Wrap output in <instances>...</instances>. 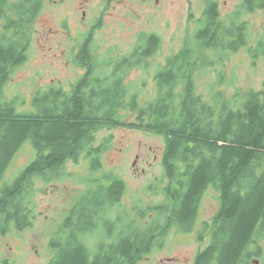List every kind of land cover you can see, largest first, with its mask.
Returning a JSON list of instances; mask_svg holds the SVG:
<instances>
[{
    "label": "trees",
    "instance_id": "1",
    "mask_svg": "<svg viewBox=\"0 0 264 264\" xmlns=\"http://www.w3.org/2000/svg\"><path fill=\"white\" fill-rule=\"evenodd\" d=\"M45 1L50 0H0V169L6 166L11 151L26 141L36 150L43 147L58 150V158H63L68 149L78 154L85 148L88 164L96 166L106 145L92 146L94 135L86 138L87 128L91 126L93 134L98 127L111 129L118 126L159 134L164 140L160 164L165 174H171L170 180L189 182V186H183L188 188L187 192L166 194L173 198L175 207L182 202L179 212L184 213L185 209V213L191 212L193 201L199 199L200 190L206 184L225 189L221 211L222 238L216 254L220 256L218 264H239L247 244L250 241L258 243V239L264 236V80L258 89L234 87L235 92L228 97L223 90H212L210 94L199 92L193 78L195 73L208 66L215 72L214 66L202 56L207 51L218 53L229 49V53H234L246 49L247 54H252L260 49L262 42L259 38L254 40V45L249 44L250 21L246 15L256 9H264V0H242L224 16L217 0H203L205 7L198 19L200 28L195 34V42L185 45L178 51V56L168 60L170 80L166 79L163 71L159 72L155 77L158 90L141 104L132 92L129 105H117L118 101L116 104L111 101L85 111L77 99L74 106L58 107L53 103L44 106L35 94V111L24 113L14 107L16 98L5 101L4 87L10 81L12 69L27 60L33 24ZM159 39L155 34L142 35V55L146 56L158 48ZM194 52L195 56L191 57ZM178 85L181 87L179 91L176 90ZM123 95L120 91L111 92L110 100ZM51 99L54 100V95ZM130 114L133 116L129 118ZM101 119L104 122L97 126L94 121ZM127 119L133 121H125ZM40 158L41 154H38L30 166L15 176L13 184L0 194L1 226L7 223L10 198L31 197V183L37 175L35 166ZM179 165L182 167H176ZM108 180H112L109 195L112 196L119 188L120 193L116 196L122 197L125 192L123 180L112 177ZM112 201L110 199L104 204ZM16 204L15 211L20 212L21 201ZM89 205L84 199L79 200L81 220L87 221L88 213L80 208H88ZM93 208L100 210L97 206ZM148 213L150 211L145 208L136 210L141 217L140 223L129 212L126 213V223L117 241L110 245L108 251L94 253L92 258L91 249L82 240L86 231L78 230L77 240L73 237L60 251L51 247L53 255L47 264H138L150 251L152 225L151 220L145 218ZM254 247L258 250L257 244ZM209 253L206 251L203 257H197L201 259L198 264H206L205 258Z\"/></svg>",
    "mask_w": 264,
    "mask_h": 264
},
{
    "label": "rangeland",
    "instance_id": "2",
    "mask_svg": "<svg viewBox=\"0 0 264 264\" xmlns=\"http://www.w3.org/2000/svg\"><path fill=\"white\" fill-rule=\"evenodd\" d=\"M80 1L50 0L44 2L40 14L33 24L32 44L27 51V60L12 69L10 81L4 87L5 101H12L16 98L14 107L17 110L24 113L34 112L33 99L29 100V96L35 90L40 89L39 84L46 85V82H49L51 78L59 79L61 77L60 72L65 74L72 71L70 66H65L61 62L62 53L60 52L69 48L75 41H85L89 37V35L83 37L80 33V37L72 38L78 32L88 30L91 17L97 13V8L94 6L96 1L88 2L83 7L86 11V18L82 20ZM217 1L223 16L230 11L232 12L242 2V0ZM204 7L205 2L203 0H115L113 4L104 3L102 8L104 14L99 16L101 18L100 27L93 32L89 46L98 53L103 51L128 52L130 49L132 51L134 43L139 40L140 36L142 40V35L155 34L163 42L161 51L178 52L185 45L190 46V43L195 42V34L200 28L198 19ZM246 17L250 21L249 44L254 45V40L259 38L262 46L258 51H253L254 48L250 49L251 52L253 51L252 54L248 53L250 56L246 49V53L244 50L229 53V49H226L218 51V53L207 51L202 54L203 58L208 60L211 66H214L215 72H212L208 66L194 74L193 80L197 89L200 90L199 92L210 94L212 90H223L228 97H231L237 87L243 89L260 88L264 80V54L262 52L264 51V36L261 37L264 34V9H256L254 13L246 15ZM219 53L222 55L225 53V55L220 59L221 54ZM194 56L195 52L191 57ZM145 63V66H141L137 70L142 80L140 92L143 93H140L138 98L139 104L153 97L155 93L147 76L155 68V62L153 63L151 60L149 65L148 60H146ZM143 83L145 84L143 85ZM101 144L106 145L100 156V163L104 165L102 168L104 174L119 176L125 183V192L122 194L121 200L115 205H110V213L106 212V219L108 223L118 222L122 229L126 223V213L129 212L140 223L141 217L136 214V210L145 208L151 211L154 202L151 194L155 187L150 189L155 185V177L158 176L157 179H161L162 176L160 157L164 140L161 135L146 130L118 126L94 134L92 146ZM32 148L28 141L23 142L17 152L10 156L12 160L9 157L6 166L0 169V194L13 184L15 176L23 169ZM136 154H140L138 165L145 167L147 173L139 175L133 173L134 169L131 164ZM154 154L159 156L156 164H153L152 160ZM85 156L77 157L78 171L84 164L88 163ZM147 162L152 163V165L147 166ZM79 173L85 174V172ZM97 173L94 172V174ZM62 180V182L53 183L43 191L40 188L41 180L37 176L32 179L33 192L29 200L35 205L34 210H32L31 225L20 235L25 240L21 249L24 253L21 264H47L53 255V251L47 247L46 242L49 235L52 234L56 198L61 196L62 200H67L74 192L71 191L70 186H75L70 183L68 175L63 176ZM81 186L79 183L76 187V194L81 191ZM208 198L211 196L208 197L207 195V201ZM18 199L16 198L13 205H17ZM209 203L205 204L206 209L201 213L202 216L208 215L211 208ZM116 207L119 208L118 211ZM45 215L49 218L46 221ZM149 217L150 213L145 216L146 220ZM106 227L108 225L104 227L105 235L101 232H95L96 238L102 240L103 237L105 239L107 233L113 234L114 240L112 241H117L120 230L107 229L105 232ZM261 237L258 239V243L253 242L250 246L249 251L253 250V253L249 258L251 261L246 264H255L256 261L257 264H264V236ZM167 240L170 241L169 247L163 250L155 248L156 250L149 251L143 255L138 264H155L157 259L163 256L179 258L185 256L189 259L193 257V243H186L182 240L179 242L173 233L168 235ZM6 241H8L11 249L7 245L3 246V249L7 252L16 253L17 249L14 243L20 241L10 237L6 238ZM93 242L87 243L92 251L96 250ZM254 244L255 246L257 244L258 250Z\"/></svg>",
    "mask_w": 264,
    "mask_h": 264
},
{
    "label": "flooded vegetation",
    "instance_id": "3",
    "mask_svg": "<svg viewBox=\"0 0 264 264\" xmlns=\"http://www.w3.org/2000/svg\"><path fill=\"white\" fill-rule=\"evenodd\" d=\"M92 1H96L94 6L97 8V13L94 17H91L89 24L90 28L83 32H78L72 38L80 37V33H82L83 37L88 35L89 37H87L85 41H75L69 48L60 52L62 53L60 56L61 62L65 66H70L72 71L65 74L60 72L61 77L59 79L51 78L49 82H46V85L39 84L40 89L32 92V97L29 96V100H31V98L33 99L36 94L44 106L47 105V103H53L58 107H64L66 105L74 106V101L77 99L81 102L85 111L92 110L93 106L106 105L111 101L114 104L118 101L117 105H129L130 94H132V92H134V98L138 102L142 80L137 70H139L141 66H145L146 60H148L149 65L151 64V60L153 63L155 62V68L147 75L148 81H150L151 85L154 87V91L158 90L155 77L159 72L163 71V75L166 74V79L170 80L171 68L168 65V60H172L174 56H178V52L161 51L163 43L161 39H159L160 45L158 48L149 52L146 56L142 55L143 51L140 37L139 40L134 43L132 51L130 49L128 52L103 51L102 53H98L89 46V40L92 39L93 32L100 27L101 18H99V16L104 14L102 11L104 3L113 4L115 0H81L79 4L81 7L82 20L86 18V11L83 7L86 6L88 2ZM50 82L52 84H49ZM171 82H173V78ZM193 82L195 85L194 80ZM180 85L176 87V90H181ZM116 91L124 93L123 97L110 100V93ZM52 95H54V100L51 99ZM132 116L133 114H130L129 118ZM127 121L131 120L127 119ZM94 122L98 126L99 123L104 122V120L101 119ZM92 127L93 126L87 128L86 138L89 136L93 137L98 131L107 129V127H98L93 134V132H90ZM16 152L17 149L12 150L9 155L12 156ZM51 152H53V154H51ZM57 153L58 150L49 147H43L39 150L32 148L26 161L27 164L25 163L23 167L24 169L30 166L37 158L38 154H41L40 161L35 166V172L37 173L36 176L38 179L41 180L40 188L43 189V191L55 182H62L63 176L66 177L67 175L70 177V183L75 185L70 186L71 191L74 192L67 200H62L61 196L56 198L57 203L55 202L56 206L54 207V223L51 228L52 234L49 235L46 242L47 247L50 250L51 247H53L54 251H60L63 245L70 242L73 237L77 240L78 230L85 229L86 234L82 235L83 242L87 246L89 241H94L93 244L96 246L97 250L92 251L91 249V258L92 256L94 257V253H105L114 242L112 241L114 240L113 234L109 235L106 233V238L104 239L102 237V240H99L96 238L95 232H101L105 235L104 227L107 225L108 227L105 228V232L107 229L112 231L120 230L121 232V227L118 222L108 223L106 219V212L110 213V205H115L121 200V196H116L120 192L119 188L117 191L113 192L112 196L109 195L108 188L112 184V180H108V178H121L114 174H104L102 169L104 165H101V163L96 166L86 163L81 170L78 171L76 163L77 155L85 156L86 153H88L85 148L78 154L76 151L68 149L63 158H58ZM139 158L140 154H136L133 161L134 164H131L135 175L148 172L145 167H140L138 165ZM158 158L159 156L157 154L153 155V164L158 162ZM151 165L152 163L147 162V166ZM161 167V179H157L158 176L155 177V185L150 189L152 190L155 187L151 194V198L154 199V202L149 217L152 225L150 251L156 250L155 248H161L163 250L169 247L170 241L167 240V237L170 233H173L174 237H176L179 242L182 240L186 243H193L192 250L194 254L191 259L185 256H180V258L163 256L158 258L155 264H198L201 260L198 258L201 256L203 257L202 254L206 251H210V253L206 256L205 263L207 264L210 262V264H218V257L220 258V256L216 254V250L222 238L221 211L224 205L222 203V195L225 193V189L221 190L213 186V184H206L207 186L200 190L199 199L193 201L191 212L185 213V209L184 213H181L179 209L182 207V202L175 207L173 198H168L166 194L172 192L179 193L180 191L187 192L188 188H183V186H189V182L170 180L171 174L169 176L165 174L163 165H161ZM176 167L182 166L179 165ZM79 172H85V174ZM94 172L98 173L94 174ZM79 183L82 185L80 187L81 191L76 194V187H78ZM168 186H173V188L169 189ZM233 191L236 190L234 189ZM207 195L208 197L209 195L211 196V198H208V201ZM81 198L90 204L88 208H86V206L80 208L81 211H87V221L79 218V200ZM110 199L114 200L111 204H104ZM9 200L11 202L9 206L11 210L9 209L7 213V223L5 226L0 225V264H21L24 258V253L21 249L25 240L20 235L31 225V220L33 219L32 210H34L35 204L32 203L29 198L22 196L18 199L22 203L21 210L17 212L15 211L17 205H13L16 197H12ZM208 203L211 205L210 211L207 216H202L201 213L206 209ZM94 206H97L100 210L93 208ZM174 208L177 209V211H174ZM118 209L119 208L116 207L117 211ZM48 219V216L45 215V221ZM8 237L20 241L19 243H14L17 249L16 253L7 252L3 249L5 245L11 249L8 241L5 242V239ZM173 242L172 239V244ZM252 243L253 241H250L247 244L242 261L239 264H246L251 261L249 258L252 256L253 250H249L251 249L250 246H252ZM208 257L211 258L208 259ZM252 261H254V259H252Z\"/></svg>",
    "mask_w": 264,
    "mask_h": 264
},
{
    "label": "water",
    "instance_id": "4",
    "mask_svg": "<svg viewBox=\"0 0 264 264\" xmlns=\"http://www.w3.org/2000/svg\"><path fill=\"white\" fill-rule=\"evenodd\" d=\"M133 164H134V162H133ZM255 264H257V261L255 262Z\"/></svg>",
    "mask_w": 264,
    "mask_h": 264
}]
</instances>
